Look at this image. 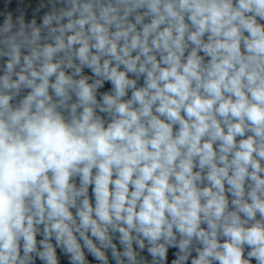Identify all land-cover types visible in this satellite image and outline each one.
<instances>
[{"label":"clouds","instance_id":"obj_1","mask_svg":"<svg viewBox=\"0 0 264 264\" xmlns=\"http://www.w3.org/2000/svg\"><path fill=\"white\" fill-rule=\"evenodd\" d=\"M0 264H264V0H0Z\"/></svg>","mask_w":264,"mask_h":264}]
</instances>
